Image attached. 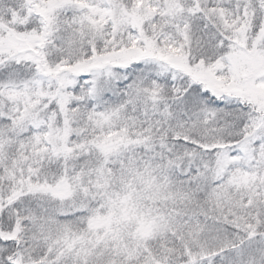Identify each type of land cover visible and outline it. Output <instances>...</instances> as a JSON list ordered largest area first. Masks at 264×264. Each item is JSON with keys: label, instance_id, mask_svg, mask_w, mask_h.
I'll return each instance as SVG.
<instances>
[{"label": "snow or ice", "instance_id": "6c2138e0", "mask_svg": "<svg viewBox=\"0 0 264 264\" xmlns=\"http://www.w3.org/2000/svg\"><path fill=\"white\" fill-rule=\"evenodd\" d=\"M0 264H264V0H0Z\"/></svg>", "mask_w": 264, "mask_h": 264}]
</instances>
